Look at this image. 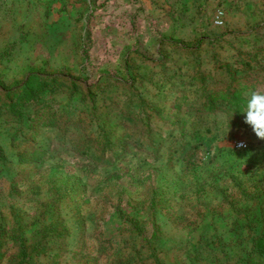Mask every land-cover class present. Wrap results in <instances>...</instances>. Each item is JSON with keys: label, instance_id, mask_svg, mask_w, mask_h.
<instances>
[{"label": "rangeland", "instance_id": "374dc122", "mask_svg": "<svg viewBox=\"0 0 264 264\" xmlns=\"http://www.w3.org/2000/svg\"><path fill=\"white\" fill-rule=\"evenodd\" d=\"M256 47L264 0H0V100L60 81L0 115V264H245L264 140L190 105Z\"/></svg>", "mask_w": 264, "mask_h": 264}, {"label": "trees", "instance_id": "16d2710c", "mask_svg": "<svg viewBox=\"0 0 264 264\" xmlns=\"http://www.w3.org/2000/svg\"><path fill=\"white\" fill-rule=\"evenodd\" d=\"M213 24L217 27L224 26V11L217 10L213 17ZM239 52V53H238ZM233 62L219 65V70L225 73L226 79L220 81L212 79L207 75V79L216 80L218 87L205 91L197 103L191 104L197 115L221 114L225 116L226 124L229 128H240L247 126L244 123L243 108L246 104L247 94L252 91L264 92V50L256 47L246 52L238 51ZM168 74V76H166ZM180 71L173 70L164 73L161 84H171L177 81ZM196 81L204 84L206 77L202 74L196 77ZM57 78H50L38 74H30L25 82L16 89L14 95L8 100H0V115L22 117L27 108L35 104L49 90L59 85ZM207 85L204 89L207 90ZM165 86H162L164 88ZM207 88V89H206ZM176 106L185 104L184 99L176 98ZM180 104V105H179ZM187 106V105H186ZM148 123V122H147ZM173 135H171L172 138ZM174 140V139H173ZM167 143L172 144V140L166 139L158 143L156 147L162 148ZM152 143L151 145H153ZM47 155L42 149L33 148L31 156L35 161L41 160ZM259 232L254 237L252 248L246 257L245 264H264V214L258 218Z\"/></svg>", "mask_w": 264, "mask_h": 264}, {"label": "clouds", "instance_id": "9594fccd", "mask_svg": "<svg viewBox=\"0 0 264 264\" xmlns=\"http://www.w3.org/2000/svg\"><path fill=\"white\" fill-rule=\"evenodd\" d=\"M244 123L260 139L264 140V92L252 91L247 94L243 108ZM243 147V144L240 145Z\"/></svg>", "mask_w": 264, "mask_h": 264}, {"label": "built area", "instance_id": "2783aa9c", "mask_svg": "<svg viewBox=\"0 0 264 264\" xmlns=\"http://www.w3.org/2000/svg\"><path fill=\"white\" fill-rule=\"evenodd\" d=\"M241 144H243V147L240 146ZM236 148L237 149H245L246 148L245 142H243V141L237 142L236 143Z\"/></svg>", "mask_w": 264, "mask_h": 264}]
</instances>
